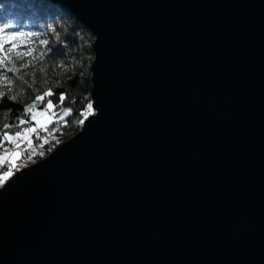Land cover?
Instances as JSON below:
<instances>
[{
	"label": "water",
	"instance_id": "1",
	"mask_svg": "<svg viewBox=\"0 0 264 264\" xmlns=\"http://www.w3.org/2000/svg\"><path fill=\"white\" fill-rule=\"evenodd\" d=\"M51 1L95 113L0 187V264H264V0Z\"/></svg>",
	"mask_w": 264,
	"mask_h": 264
},
{
	"label": "trees",
	"instance_id": "2",
	"mask_svg": "<svg viewBox=\"0 0 264 264\" xmlns=\"http://www.w3.org/2000/svg\"><path fill=\"white\" fill-rule=\"evenodd\" d=\"M11 24L8 32L35 33L26 38L18 51L32 49L31 56L17 59L13 56L18 71L9 72L12 63L0 66V81L8 76L12 84L0 82V90L6 92L0 99V133L3 125H17L19 119L26 114L24 108L31 104L37 95L51 89V99L57 105L53 109L57 116L44 129H38L32 135V144L42 143L41 136L47 132L48 142L44 146L51 147L76 133L82 126L88 105H92L91 64L94 58V34L75 15L61 4L51 0H0V27ZM21 39H25L21 37ZM47 41L41 44L40 41ZM7 47V46H6ZM26 67H21V65ZM23 77V79H21ZM65 100L60 102L59 96ZM15 96L12 100L8 97ZM38 108H43L38 104ZM65 109L69 115L59 119ZM92 109V108H91ZM35 121H31L34 124ZM29 125H20L8 129L10 134L20 131ZM11 145H5L8 147ZM28 147V146H27ZM4 149H0V153ZM3 171L0 165V173Z\"/></svg>",
	"mask_w": 264,
	"mask_h": 264
},
{
	"label": "snow or ice",
	"instance_id": "3",
	"mask_svg": "<svg viewBox=\"0 0 264 264\" xmlns=\"http://www.w3.org/2000/svg\"><path fill=\"white\" fill-rule=\"evenodd\" d=\"M13 25L5 24L0 27V66H7V63H12V67L8 69L9 72L16 73L18 71L15 63L13 62V56L17 59L22 56H31L32 49L29 48L26 51H18L20 45L26 42V38L35 35V33H24V32H8L6 29H11ZM24 37L25 39H21ZM41 44H46L47 41L41 40ZM7 46V47H6ZM21 67H26V65H21ZM23 79V77H21ZM4 84H12V80L8 76H3L2 81ZM6 92L0 90V99L5 97ZM52 95L51 89L46 90L43 95H37L35 100L24 108V113L26 114L23 118L19 119L17 125L4 124V131L0 133V149H4L0 153V165L7 168L0 174V183L6 180L8 177L12 176L13 169L16 168L15 161L19 160L23 155V150L21 149L22 144H27L31 146L32 144V134L36 133L38 129H44L46 125L53 122V118L57 116V113L53 111L57 105L53 104L51 99L47 100V103H43L45 99ZM9 99L15 100V96L8 97ZM60 102L65 100L63 95L59 96ZM38 104H42V110H37ZM92 105H88V110L91 111ZM69 115V110L65 109L63 115L59 119ZM31 121H35V124H31ZM82 123V121H80ZM20 125H29L28 127L22 128L20 131H16L14 134H10L8 129L11 127H19ZM11 145L12 148L9 150L5 145ZM29 159L31 157L29 156Z\"/></svg>",
	"mask_w": 264,
	"mask_h": 264
},
{
	"label": "rangeland",
	"instance_id": "4",
	"mask_svg": "<svg viewBox=\"0 0 264 264\" xmlns=\"http://www.w3.org/2000/svg\"><path fill=\"white\" fill-rule=\"evenodd\" d=\"M11 32V31H10ZM37 110L39 111V110H42V108H37ZM91 111H92V113L91 112H88V114H86V116H85V118L88 116V115H90V114H93V113H95V110H94V108L92 107V109H91ZM84 118V119H85ZM54 119V118H53ZM84 121V120H83ZM83 123V122H82ZM35 124V123H34ZM81 129V128H80ZM79 129V130H80ZM33 134H35V133H33ZM32 134V135H33ZM47 132L46 133H43V135L41 136V142L42 143H39V144H33V145H31V146H28L27 144H22L21 145V149L23 150V155L21 156V158L19 159V160H17V161H15V163H16V168H14L12 171H13V174L17 171V170H20V169H22L23 167H27V166H29L30 164H33V163H35L36 161H38V160H40V159H42V158H44V157H46L49 153H51L60 143H62V142H60V143H58V144H53L51 147H48V148H46L45 146H44V144H45V140L46 139H48V137H47ZM47 142H48V140H46ZM44 143V144H43ZM28 146V147H27ZM6 148H8L9 150H11V148H12V146H8V147H6ZM29 156L31 157V159H29ZM23 164V165H22ZM20 165H22V167H19ZM2 166V168H3V171H6L7 170V168L6 167H4L3 165H1ZM3 171L0 173V174H2L3 173ZM9 178V177H8ZM7 178V179H8ZM6 179V180H7ZM6 180H4L2 183H0V187L6 182Z\"/></svg>",
	"mask_w": 264,
	"mask_h": 264
},
{
	"label": "built area",
	"instance_id": "5",
	"mask_svg": "<svg viewBox=\"0 0 264 264\" xmlns=\"http://www.w3.org/2000/svg\"><path fill=\"white\" fill-rule=\"evenodd\" d=\"M88 112H92V111H88ZM23 165V164H22ZM22 165H20L19 167H22Z\"/></svg>",
	"mask_w": 264,
	"mask_h": 264
},
{
	"label": "bare ground",
	"instance_id": "6",
	"mask_svg": "<svg viewBox=\"0 0 264 264\" xmlns=\"http://www.w3.org/2000/svg\"><path fill=\"white\" fill-rule=\"evenodd\" d=\"M59 4V3H58ZM92 113V112H91ZM13 175V174H12Z\"/></svg>",
	"mask_w": 264,
	"mask_h": 264
}]
</instances>
